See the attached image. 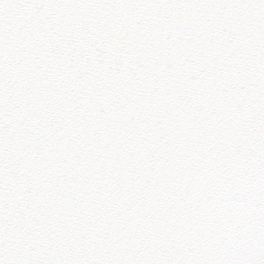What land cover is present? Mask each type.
I'll list each match as a JSON object with an SVG mask.
<instances>
[{
  "label": "snow or ice",
  "instance_id": "6c2138e0",
  "mask_svg": "<svg viewBox=\"0 0 264 264\" xmlns=\"http://www.w3.org/2000/svg\"><path fill=\"white\" fill-rule=\"evenodd\" d=\"M0 264H264V0H0Z\"/></svg>",
  "mask_w": 264,
  "mask_h": 264
}]
</instances>
